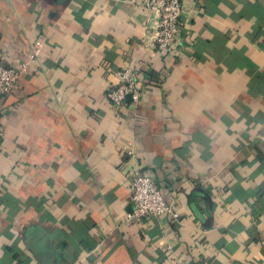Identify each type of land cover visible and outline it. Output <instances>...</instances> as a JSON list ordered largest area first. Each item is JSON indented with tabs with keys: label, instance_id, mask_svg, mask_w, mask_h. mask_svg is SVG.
<instances>
[{
	"label": "crops",
	"instance_id": "0c3cea01",
	"mask_svg": "<svg viewBox=\"0 0 264 264\" xmlns=\"http://www.w3.org/2000/svg\"><path fill=\"white\" fill-rule=\"evenodd\" d=\"M181 3L162 55L132 0H0V264H264V0ZM132 169L177 221L123 222Z\"/></svg>",
	"mask_w": 264,
	"mask_h": 264
},
{
	"label": "built area",
	"instance_id": "2783aa9c",
	"mask_svg": "<svg viewBox=\"0 0 264 264\" xmlns=\"http://www.w3.org/2000/svg\"><path fill=\"white\" fill-rule=\"evenodd\" d=\"M149 12L156 14L152 40L162 55L171 52L179 39V19L182 14L181 0H132ZM26 70L25 64L7 66L0 61V97L10 92L20 75ZM139 77L137 71L127 65L118 74V83L107 93V98L115 108L125 104L129 95L135 106L141 98L137 88ZM4 136L0 124V139ZM131 208L123 216V222L131 223L142 217H167L178 220V213L168 201L154 178L139 169H132L129 181Z\"/></svg>",
	"mask_w": 264,
	"mask_h": 264
},
{
	"label": "water",
	"instance_id": "95a60500",
	"mask_svg": "<svg viewBox=\"0 0 264 264\" xmlns=\"http://www.w3.org/2000/svg\"><path fill=\"white\" fill-rule=\"evenodd\" d=\"M126 100H127L128 102H130V101H131V98H130V96H129V95L127 96Z\"/></svg>",
	"mask_w": 264,
	"mask_h": 264
}]
</instances>
